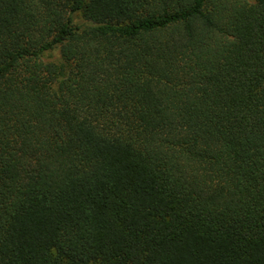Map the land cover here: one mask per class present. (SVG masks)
<instances>
[{"label":"trees","instance_id":"16d2710c","mask_svg":"<svg viewBox=\"0 0 264 264\" xmlns=\"http://www.w3.org/2000/svg\"><path fill=\"white\" fill-rule=\"evenodd\" d=\"M0 264H264V0H0Z\"/></svg>","mask_w":264,"mask_h":264},{"label":"rangeland","instance_id":"374dc122","mask_svg":"<svg viewBox=\"0 0 264 264\" xmlns=\"http://www.w3.org/2000/svg\"><path fill=\"white\" fill-rule=\"evenodd\" d=\"M75 23L76 24H84L85 21L82 19L81 15L76 14L75 15ZM47 59L50 61H59L60 60V55L59 51L56 49L46 55Z\"/></svg>","mask_w":264,"mask_h":264}]
</instances>
